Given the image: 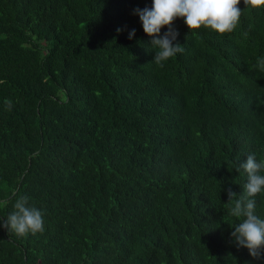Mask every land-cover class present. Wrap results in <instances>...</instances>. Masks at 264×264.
Returning a JSON list of instances; mask_svg holds the SVG:
<instances>
[{
    "label": "trees",
    "instance_id": "1",
    "mask_svg": "<svg viewBox=\"0 0 264 264\" xmlns=\"http://www.w3.org/2000/svg\"><path fill=\"white\" fill-rule=\"evenodd\" d=\"M151 5L0 0V224L21 196L44 220L0 227V264H264L231 238L226 191L264 160V9L241 0L223 36L177 18L184 52L160 67Z\"/></svg>",
    "mask_w": 264,
    "mask_h": 264
},
{
    "label": "clouds",
    "instance_id": "2",
    "mask_svg": "<svg viewBox=\"0 0 264 264\" xmlns=\"http://www.w3.org/2000/svg\"><path fill=\"white\" fill-rule=\"evenodd\" d=\"M240 2L241 0H152L150 8L136 9L144 33L152 38L150 43L155 56L151 62L163 67L165 61L184 52L181 44L173 43L178 35L173 28L177 18L184 20L189 33L195 34L204 28L223 36L237 28L245 9H264V0H243L244 10L238 7ZM165 27L168 31L161 36V29ZM134 35L135 29H132L129 39ZM254 67L264 72V57L259 58ZM5 104L11 110V101H5ZM241 169L248 177L243 193L238 195L230 187L226 190L230 215L243 217L242 222L232 226L234 231L231 232V238L238 247L246 248L250 256L260 259L264 256V219L255 214L254 198L264 193V174H261L264 173V160L257 161L254 154H249L246 161L237 162L235 170L239 172ZM0 227L19 237L43 233V213L36 207H29L28 197L21 196L14 204V211L7 219L2 220Z\"/></svg>",
    "mask_w": 264,
    "mask_h": 264
}]
</instances>
